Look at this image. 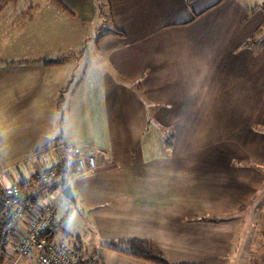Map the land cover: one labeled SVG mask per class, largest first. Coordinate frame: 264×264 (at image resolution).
Returning <instances> with one entry per match:
<instances>
[{"label":"crops","instance_id":"obj_1","mask_svg":"<svg viewBox=\"0 0 264 264\" xmlns=\"http://www.w3.org/2000/svg\"><path fill=\"white\" fill-rule=\"evenodd\" d=\"M57 1L82 27L124 36L98 41V29L73 41L81 52L0 68V185L31 178L20 171L42 153L44 171L91 151L99 170L70 178L79 226L59 242L102 264H153L119 252L131 240L167 264H264L248 245H264L262 228L247 218L264 206V8L108 0L102 17L103 0ZM161 128L176 131L171 156ZM59 228L57 219L54 242Z\"/></svg>","mask_w":264,"mask_h":264},{"label":"rangeland","instance_id":"obj_2","mask_svg":"<svg viewBox=\"0 0 264 264\" xmlns=\"http://www.w3.org/2000/svg\"><path fill=\"white\" fill-rule=\"evenodd\" d=\"M233 1L235 3L237 2L239 4L241 3L245 5L247 10H255V8L258 7L262 9L264 8V0ZM102 2V7L104 8L107 16L109 13L108 0H103ZM47 7L55 9L54 11L57 13V15L47 13ZM55 7L61 8L57 0H13L3 7L2 11L0 12V68L12 66L13 62H20L32 58L35 59L39 56L47 58L45 57L47 56V54L55 52H60L61 54H66L68 52H81L82 47L74 44V40L81 41L82 43V39L87 38L91 34H96L97 30L99 29L97 35L98 39V36H100V34H104V32L108 30V27L110 29L109 25L102 28L99 25L88 28L82 27L80 24L68 19L66 15L61 14L62 12H58ZM67 22H69L68 25ZM68 38L71 40H69ZM87 54L89 55V52H87ZM137 84L138 83H136V87ZM64 107L65 103L64 100H62L58 111V119L60 120V122H62L63 120ZM160 131H162V136L166 145V149L168 151V155L171 156L173 153L176 131L173 128H161ZM203 132L204 131H199V133L205 135ZM146 137L147 136L145 135L144 139ZM142 144H144V142H142ZM213 152H215V150L211 149L206 154L210 153L211 155H213ZM218 152H220L219 148L216 153L219 154ZM45 155L47 154H40L36 159L30 162L29 165L26 164L28 165L26 166L27 171L26 168H22V171L20 172L25 177H28L29 174L33 175L39 173L40 171H43V169L41 168L46 167L43 166L41 160H43V157ZM57 162L58 161L55 160L53 161V163H50V165H56ZM220 165L221 163L219 162H216L214 164V166L216 167V169H214V172H221V168L219 167ZM33 166L35 167V169L32 168ZM9 172H11L10 175L16 180L21 177V175H19L20 172H18L17 168H12V170H10ZM9 172H7L6 174H8ZM3 177L5 178V180L4 182H1L2 184L0 185V187L6 189L12 186V182L10 181V179H8V176L4 175ZM215 180L221 181L222 179L221 177H216ZM5 181L9 182L7 184L9 186H5L6 184L4 185ZM50 203H53L55 206L54 214L59 220L60 227L61 225L63 226V228H59L58 237L55 241L59 242V239L61 240L64 238L63 229L68 227H78L80 218L78 216L76 207L63 196V193L60 197H58V195L54 193L46 195L42 205ZM249 214L250 215H247V218H251L252 221H254V219L257 220V225L259 228H262L264 234V206L263 209L249 211ZM239 215L240 212H237L234 215H231V217L238 218ZM250 228H255V226ZM82 232H84L83 234L85 236L90 235V231H88L86 228L85 230L83 229ZM70 243H75V241H70ZM248 245H250L253 249L258 248L259 251H264V245L261 246L260 242H257L256 245H251L248 242ZM14 259L15 261L12 262V264H15L17 260L16 257Z\"/></svg>","mask_w":264,"mask_h":264},{"label":"built area","instance_id":"obj_3","mask_svg":"<svg viewBox=\"0 0 264 264\" xmlns=\"http://www.w3.org/2000/svg\"><path fill=\"white\" fill-rule=\"evenodd\" d=\"M81 175L96 173L99 170L94 152H75ZM40 182H48L49 177L42 171ZM22 191L15 185L5 189L3 208L8 215L7 229L15 242V248L7 252L17 260L32 258L34 264H74L77 257H84L82 252L69 243L54 242L48 236L57 226V219L52 204L39 205L36 209L28 208L21 201Z\"/></svg>","mask_w":264,"mask_h":264},{"label":"trees","instance_id":"obj_4","mask_svg":"<svg viewBox=\"0 0 264 264\" xmlns=\"http://www.w3.org/2000/svg\"><path fill=\"white\" fill-rule=\"evenodd\" d=\"M13 0H0V12L3 7L12 2ZM103 3V2H102ZM100 4V14L102 17L106 16L105 10ZM110 36H124L119 31H105L104 34L98 36V41H101ZM52 65L53 63H46ZM78 156L76 154L71 157L67 162H60L54 167L44 170L43 173L49 177L48 182H40L39 174H33L29 179H23L15 182L13 185L17 186L22 191V203L27 205L28 208L36 209L43 203L45 196L54 193L58 190H62L67 185H71L70 178L81 174V170L78 166ZM72 186V185H71ZM73 188V187H72ZM5 189L0 187V264H12L15 261V256L10 255L7 250L15 248V242L10 235V231L7 229L8 215L3 208ZM49 240H52L51 233L48 236ZM128 251L124 252L117 248V245L112 247V250L126 253L133 258L143 260L153 264H167L162 258H158L148 242L131 240L128 241ZM80 253L81 248L75 247ZM74 264H102L100 258H85L78 256Z\"/></svg>","mask_w":264,"mask_h":264},{"label":"water","instance_id":"obj_5","mask_svg":"<svg viewBox=\"0 0 264 264\" xmlns=\"http://www.w3.org/2000/svg\"><path fill=\"white\" fill-rule=\"evenodd\" d=\"M63 196L69 201L71 202L75 207H77V202L75 200L73 191H72V187L71 185H67L64 190H63Z\"/></svg>","mask_w":264,"mask_h":264}]
</instances>
